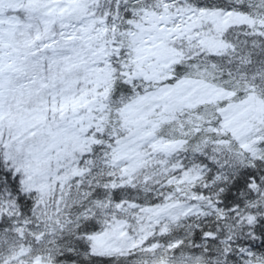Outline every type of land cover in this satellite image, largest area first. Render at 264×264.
<instances>
[{
  "label": "snow or ice",
  "instance_id": "1",
  "mask_svg": "<svg viewBox=\"0 0 264 264\" xmlns=\"http://www.w3.org/2000/svg\"><path fill=\"white\" fill-rule=\"evenodd\" d=\"M0 264H264V0H0Z\"/></svg>",
  "mask_w": 264,
  "mask_h": 264
}]
</instances>
